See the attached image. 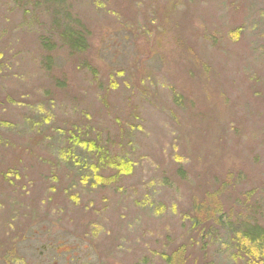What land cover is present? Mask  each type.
I'll use <instances>...</instances> for the list:
<instances>
[{
  "label": "rangeland",
  "instance_id": "1",
  "mask_svg": "<svg viewBox=\"0 0 264 264\" xmlns=\"http://www.w3.org/2000/svg\"><path fill=\"white\" fill-rule=\"evenodd\" d=\"M64 1L0 0V264H244L191 218L264 228V0Z\"/></svg>",
  "mask_w": 264,
  "mask_h": 264
},
{
  "label": "trees",
  "instance_id": "2",
  "mask_svg": "<svg viewBox=\"0 0 264 264\" xmlns=\"http://www.w3.org/2000/svg\"><path fill=\"white\" fill-rule=\"evenodd\" d=\"M41 2L46 9L49 8L52 12V23L55 28L59 29L62 42L66 44L67 48L75 53L85 51L88 47L86 26L66 10L65 1L41 0ZM39 42L45 51H49L54 47L50 38L44 35L40 37ZM43 64L44 66L49 65L50 57H45ZM88 143L90 146L88 148H97L98 146L97 143L95 144L92 141H88ZM100 153L101 155L103 154L101 149ZM194 209V211L197 210V214L195 217H190L192 228L198 226V232H203L202 230L204 229L201 227L202 222L210 224V222L215 220L214 224L218 226V223H220L222 228L228 230L227 233L230 236L225 238V243H228L232 250L235 251V258L242 260L244 264H264L263 227L254 224L249 226L243 221L233 222L230 216L226 218L227 216L223 215L222 209L211 198L206 199V201L200 204H195ZM207 234L208 237H214L216 232L213 230L212 235H210V231ZM188 258L189 252H187L186 246L180 244L175 250L169 252L164 260L166 264H191L189 261L187 262Z\"/></svg>",
  "mask_w": 264,
  "mask_h": 264
}]
</instances>
